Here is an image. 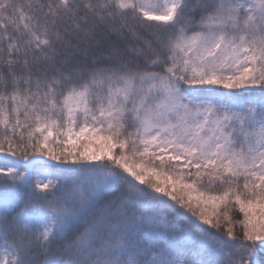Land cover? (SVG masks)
I'll return each mask as SVG.
<instances>
[{
	"label": "snow or ice",
	"instance_id": "obj_1",
	"mask_svg": "<svg viewBox=\"0 0 264 264\" xmlns=\"http://www.w3.org/2000/svg\"><path fill=\"white\" fill-rule=\"evenodd\" d=\"M0 264H264V0H0Z\"/></svg>",
	"mask_w": 264,
	"mask_h": 264
},
{
	"label": "trees",
	"instance_id": "obj_2",
	"mask_svg": "<svg viewBox=\"0 0 264 264\" xmlns=\"http://www.w3.org/2000/svg\"><path fill=\"white\" fill-rule=\"evenodd\" d=\"M216 90H217V91H221V92H223V91H228V90L223 89L222 87H219V86H216ZM81 143H85V141H81ZM81 150H83V149H81Z\"/></svg>",
	"mask_w": 264,
	"mask_h": 264
}]
</instances>
